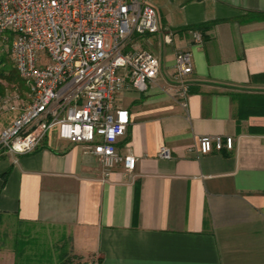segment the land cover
<instances>
[{
  "label": "crops",
  "instance_id": "obj_1",
  "mask_svg": "<svg viewBox=\"0 0 264 264\" xmlns=\"http://www.w3.org/2000/svg\"><path fill=\"white\" fill-rule=\"evenodd\" d=\"M146 1L160 31L137 40L160 74L145 92L127 78L117 95L130 113L117 149L135 170L104 176L101 159L58 128L32 153L0 151V264L35 255L27 239L16 249L20 233L55 236V264H264V0ZM212 21L196 45L195 26ZM181 51L194 62L186 106ZM8 97L0 133L17 117L2 108ZM217 135L234 149L200 153L199 139Z\"/></svg>",
  "mask_w": 264,
  "mask_h": 264
},
{
  "label": "built area",
  "instance_id": "obj_2",
  "mask_svg": "<svg viewBox=\"0 0 264 264\" xmlns=\"http://www.w3.org/2000/svg\"><path fill=\"white\" fill-rule=\"evenodd\" d=\"M159 31L158 10L146 0H0V47L10 46L13 65L30 89L24 106L15 105V97L2 105L21 111L0 133V151L32 153L58 128L62 139L85 144L101 159L104 176L121 164L133 172L137 158L117 149L130 125L117 95L127 78L141 92L158 78L160 60L137 39ZM193 39L200 46L204 34L195 30ZM175 64L186 106L192 53L178 52ZM234 144L231 136H203L199 151L233 150ZM160 157L171 153L164 147Z\"/></svg>",
  "mask_w": 264,
  "mask_h": 264
},
{
  "label": "rangeland",
  "instance_id": "obj_3",
  "mask_svg": "<svg viewBox=\"0 0 264 264\" xmlns=\"http://www.w3.org/2000/svg\"><path fill=\"white\" fill-rule=\"evenodd\" d=\"M9 45H11V42H9ZM2 54H9L8 59L11 63L12 59L10 56V46L7 47H0V58ZM18 95V91H8L6 96L11 97L12 94ZM29 98V97H28ZM27 99H23L22 103L20 101H17L15 105L24 106V104L27 102ZM20 109L18 108L14 112L17 116L20 113ZM3 234V233H2ZM19 236L16 238V249L21 252L24 250L25 242L27 239V243H30L31 246L34 248L35 255L29 256L27 258L23 257L22 261L19 264H55L56 263V257H57V251H59L58 248V242L55 236L52 234H48L47 238L43 235L36 236L33 235L32 237H26V234L20 233ZM6 241V240H4ZM7 242V241H6Z\"/></svg>",
  "mask_w": 264,
  "mask_h": 264
},
{
  "label": "trees",
  "instance_id": "obj_4",
  "mask_svg": "<svg viewBox=\"0 0 264 264\" xmlns=\"http://www.w3.org/2000/svg\"><path fill=\"white\" fill-rule=\"evenodd\" d=\"M264 17V15H259ZM219 21L207 22L195 26V29L200 30L206 35V32L211 30ZM9 55V54H8ZM7 54H2L0 58V99H4L8 91H18V95L22 99L29 100V86L27 82L19 75L13 63L8 59ZM17 93V92H16ZM61 264H72L70 259H67Z\"/></svg>",
  "mask_w": 264,
  "mask_h": 264
}]
</instances>
